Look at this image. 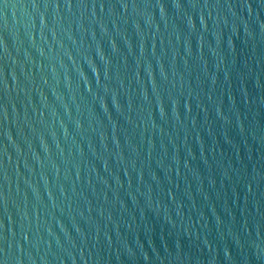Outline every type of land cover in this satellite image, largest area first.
I'll return each instance as SVG.
<instances>
[{
  "label": "water",
  "instance_id": "1",
  "mask_svg": "<svg viewBox=\"0 0 264 264\" xmlns=\"http://www.w3.org/2000/svg\"><path fill=\"white\" fill-rule=\"evenodd\" d=\"M0 264H264V0H0Z\"/></svg>",
  "mask_w": 264,
  "mask_h": 264
}]
</instances>
